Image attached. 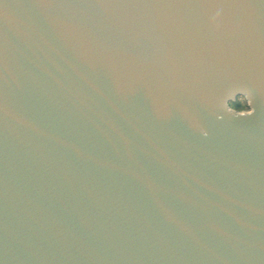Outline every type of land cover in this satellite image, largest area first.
Listing matches in <instances>:
<instances>
[{"label":"water","instance_id":"1","mask_svg":"<svg viewBox=\"0 0 264 264\" xmlns=\"http://www.w3.org/2000/svg\"><path fill=\"white\" fill-rule=\"evenodd\" d=\"M0 264H264V0H0Z\"/></svg>","mask_w":264,"mask_h":264},{"label":"trees","instance_id":"2","mask_svg":"<svg viewBox=\"0 0 264 264\" xmlns=\"http://www.w3.org/2000/svg\"><path fill=\"white\" fill-rule=\"evenodd\" d=\"M243 99V100H240V99ZM231 106L238 109V110H242V109H246L248 108L247 106V103H246V100L239 96L235 101L231 102Z\"/></svg>","mask_w":264,"mask_h":264},{"label":"rangeland","instance_id":"3","mask_svg":"<svg viewBox=\"0 0 264 264\" xmlns=\"http://www.w3.org/2000/svg\"><path fill=\"white\" fill-rule=\"evenodd\" d=\"M240 100H243V99L241 98ZM246 109H248V108H246ZM246 109H242V110H246Z\"/></svg>","mask_w":264,"mask_h":264}]
</instances>
